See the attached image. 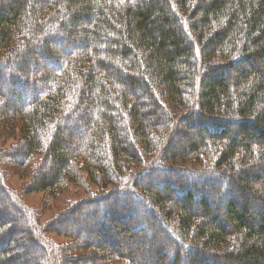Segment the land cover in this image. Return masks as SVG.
<instances>
[{"label": "trees", "instance_id": "obj_1", "mask_svg": "<svg viewBox=\"0 0 264 264\" xmlns=\"http://www.w3.org/2000/svg\"><path fill=\"white\" fill-rule=\"evenodd\" d=\"M50 30L83 49L34 73L21 58L41 47L52 56ZM0 60L43 91L26 107H0V165L27 169L24 193L56 197L84 175L99 185L74 210L94 208L105 247L84 241L82 226L75 249L96 248L102 264H264V0H0ZM173 125L184 147L167 143ZM3 131L17 141L2 146ZM176 161L187 167L167 164ZM2 175L0 264L68 259L49 241L42 252L34 213ZM138 204L147 211L134 213ZM65 216L42 231L58 233ZM121 233L149 242L121 248ZM160 237L175 248L162 250Z\"/></svg>", "mask_w": 264, "mask_h": 264}, {"label": "rangeland", "instance_id": "obj_2", "mask_svg": "<svg viewBox=\"0 0 264 264\" xmlns=\"http://www.w3.org/2000/svg\"><path fill=\"white\" fill-rule=\"evenodd\" d=\"M46 36H49L48 37L49 39L54 40L57 43L56 50L52 52L53 54L52 56L50 55L47 56L44 49L41 47L42 50L35 53L32 59L29 58L31 56L21 58V60H23L26 66L31 69L30 71L34 73L40 74L44 70L58 71L63 63L58 62L57 57H59L61 54L70 55L72 51H75L74 49L80 50V49H83V46H84V43L82 41H77L74 39L69 40L64 34H59V31H56V30L48 31ZM6 63L9 64V62H6ZM12 69L13 68H11V66L5 67L4 64L0 65V107L4 106L6 101L7 102L9 101V104L14 103L15 105L26 107L27 104L30 103L32 98L33 99L35 98L36 100L40 95H42L43 91L38 85L31 84V82L33 81H30V80L26 81L21 74H19L18 72H17L18 74L15 73V71ZM18 79H21V80H18ZM7 106L5 105V107ZM193 108L194 106L192 107V109ZM190 110L191 108L189 109V111ZM1 116H2V113H0V117ZM18 122L19 121H17V123ZM3 125L4 124L2 120L0 121V127L2 128V130H5V125L4 126ZM3 132L5 135L4 137L5 140L1 141L2 146L5 145L6 147H8L10 145L9 142L14 143L17 141L16 138H13L12 141L11 139H7L9 137L6 136V131H3ZM14 132L19 137V129H16ZM181 132L180 134L176 133V127L173 125L172 131L170 133L171 136L169 137V139H167V140H170V139L171 140L168 141L167 143H171L173 141L174 145L179 146V147L180 146L184 147L185 139L182 138ZM189 134H193V133L189 132ZM164 148H165V144L162 146V149ZM14 158H16V156H14ZM167 164L169 166H175V167H181V168L187 167V162H181V161L168 162ZM18 166L19 165H16L10 162V160H7L3 162L2 165H0V169L3 173L2 175L3 178L6 177V181L8 182L11 188V189L9 188L10 190L7 189L8 193H11V195H13L15 198L16 197L19 198L22 206L23 207L25 206L24 208L27 207L34 213V214L28 213V215L32 219V221H35L36 223V224H33V223L31 224L33 226V230L35 231V233H37V230L40 231L39 229H41V232L43 233L42 237L40 235L38 236L37 234V238L38 240H40L39 242L42 247V252L48 255L49 257L50 253L47 252L49 251V248H47V245L44 244L45 242L49 241L51 242V246L55 248L56 251L62 250V252L66 253L67 252L66 249L67 248L69 249L68 253H66L67 257L69 258L62 261L61 264H73L70 261L76 260V259H80V261L74 264H82L83 259L86 260V263L92 259L94 263L97 262V264H102L99 259L97 260L98 251L96 248L93 247L91 249H86L87 245H84L85 247L84 250L75 249V248H79L80 245L84 244V243L81 244L79 242L78 239L80 236L77 232V229L82 226L85 227L83 229H86L81 234L83 238H86L84 241H87L88 244L90 243L92 246L94 245L95 247H97L95 244H98L100 247H105V244L101 243L102 241L98 242L100 239H102L103 236L102 234L101 235L98 234L96 230L97 224L92 222L91 213L93 212L91 209H94V208L89 207L87 205L86 207L82 209L74 210L75 206L77 205V203H79V201L81 202L82 200L88 201L87 198H90L92 196L95 198L96 194L98 195L99 193L98 192L99 185H96L95 183L87 179L86 175L84 176L82 175L83 183L80 186L74 185L72 183H67L64 189H61V187L58 189L59 194L56 197L54 196L50 197L49 193L42 192V191L24 193V189H21V187L23 183H26V180L28 178V171L27 169L25 168L22 169L21 167H18ZM199 166H202V164H200ZM139 178H140V182L144 183V186L146 187H150V186L152 187V185H154V182H156L155 178L154 180L153 179L151 180V178H149L148 175H145V173L140 174ZM136 181H138V179ZM164 184L165 186L172 185L170 181H167ZM154 187H157V186H154ZM112 188H114V185L107 186V190H112ZM203 193L206 194L207 190L204 189ZM92 198L90 200H92ZM211 200L220 202V197H216L215 199L213 198ZM130 203L135 204L133 199L129 200V204ZM177 203L182 204V202H177ZM123 204H125V202L118 200L116 201L114 206L115 208L118 209V207H120ZM83 205L84 203H82L80 207H82ZM137 206L138 208L134 211V213L141 215L142 214L141 211L144 212L146 207H144L142 204H138ZM146 211H147V208H146ZM62 215L63 216L66 215V216L58 224L60 226L59 229H61V231H59L58 233L42 231L43 228L44 230L45 228H49V227L52 228L49 223L50 222L52 223L53 221L55 222V220H58V218H61ZM159 216L161 215H158V217ZM104 222L108 223L105 220ZM113 225H114V221H112L110 224V229L114 230ZM21 227L23 228V226ZM153 228L156 229L157 232H159L158 230H162L166 227L161 225V228H158V225L153 224ZM166 229L171 231L170 228H166ZM88 231L90 232V235H89L90 237H88V234H89ZM124 234L125 233H121L119 240H118V246L121 248H124L125 247L124 245L126 244V246L130 245L131 247L140 249L141 248L140 246H145L146 242H149L148 238L142 240L139 237L140 233H136L135 238H138V239L136 240L134 239L133 243H129V241H127L124 238L125 237ZM91 237H94L97 240H95L94 238L90 239ZM178 238H179V241L183 243L182 239L180 237ZM156 240L159 245L161 244L160 247L162 250L171 251L172 249L175 248L171 243H170L171 245L169 246L168 242L165 240L164 237H160V239H156ZM37 250L41 251L40 248H38ZM180 262H181L180 264L183 263L182 258L180 259ZM86 263L84 262V264ZM48 264H52V263L50 262Z\"/></svg>", "mask_w": 264, "mask_h": 264}]
</instances>
